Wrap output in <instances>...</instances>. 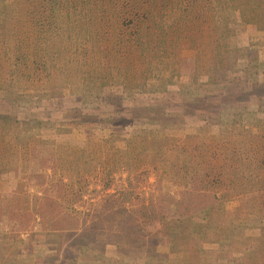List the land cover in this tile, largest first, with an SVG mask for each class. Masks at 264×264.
<instances>
[{"label":"trees","instance_id":"16d2710c","mask_svg":"<svg viewBox=\"0 0 264 264\" xmlns=\"http://www.w3.org/2000/svg\"><path fill=\"white\" fill-rule=\"evenodd\" d=\"M237 22L264 33V0H0V180L21 179L28 147L41 134L55 144L68 202L97 170L105 189L117 171L128 180L138 171L160 178L162 162L173 182L210 192L213 201L184 218L155 211L163 227L157 234L183 250L188 264H216L221 254L264 264V132H243L252 107L264 123V72L256 64L249 73L248 49L232 46ZM184 48L196 50L186 69ZM69 101L77 105L50 117L49 105ZM188 116L201 123L186 126ZM135 120L161 127L121 137L118 129ZM96 130L110 136H89L80 147L70 138ZM107 196L92 205L105 215L116 207L107 205L114 194ZM229 200L237 205L228 209ZM88 241L82 235L80 246L105 262ZM114 241L121 261L113 263H124L125 241Z\"/></svg>","mask_w":264,"mask_h":264},{"label":"rangeland","instance_id":"374dc122","mask_svg":"<svg viewBox=\"0 0 264 264\" xmlns=\"http://www.w3.org/2000/svg\"><path fill=\"white\" fill-rule=\"evenodd\" d=\"M235 24V32L230 37L232 46L238 43L248 49L243 51L246 50V60L250 62L249 73L257 71L256 64L259 65L260 72H264V33L251 25L244 26L240 22ZM195 56V49L184 48L181 52L182 66L185 69L192 67ZM52 104L46 110L51 118H56L60 115L61 108L77 105V102ZM159 106V109L164 110L162 105ZM254 112L253 107L250 108L251 114L245 115L246 119L243 120V132L246 134L264 132V123L256 121L258 113ZM260 116L263 121L264 114L261 113ZM200 123L196 116L186 118L188 127H195ZM160 125L156 121L135 120L118 130L121 137L129 138L133 133L157 131ZM211 131L217 133L218 126L213 124ZM89 136L102 140L110 136V131L77 132L71 134L70 138L74 145L80 147L84 146ZM33 139L28 147V168L26 166L21 179H12L10 183L0 180L1 188L11 194L7 197L0 196V264H62L75 255L81 260L85 257L90 259H84L81 264H115L114 260L121 261V252L114 238L124 239L123 247L127 255L123 259L124 263L117 264H127L126 261L128 264H188L183 258V250H178V247L173 249L170 238L160 237L163 233L162 222L154 220L157 217L154 213L158 211L168 220L184 218L212 203L213 196L210 192L184 188L173 182L171 177L163 173L167 168L161 166V162L158 165L163 169L160 178L155 174L145 177L138 171L131 172L128 180L127 172L117 171L112 175V185L105 189L104 180L97 170L81 180L82 183L77 185H85L81 194L68 202L65 200L68 199L65 196L67 194L60 191L61 183H66L67 178L58 179L54 142L43 134ZM141 150L142 148L137 149L138 152ZM144 155L146 154L141 153V156ZM168 163L169 161L165 162V167ZM108 194L114 196L110 197L107 205L111 206L113 203L116 207L114 211L107 210L109 214L105 215L106 211L99 213L101 206L94 208L92 205L97 202V205H103ZM15 195L18 197L14 198ZM225 205L231 209L237 202L229 200ZM102 215L105 217L100 219ZM92 224V231L87 232ZM158 232L161 234L158 235ZM82 235L89 237L88 245L102 248L105 262L94 260L97 259L94 249L85 250L80 246ZM128 239L133 243L131 248H128ZM80 249L84 253L81 254ZM216 264L235 263L221 254Z\"/></svg>","mask_w":264,"mask_h":264},{"label":"crops","instance_id":"0c3cea01","mask_svg":"<svg viewBox=\"0 0 264 264\" xmlns=\"http://www.w3.org/2000/svg\"><path fill=\"white\" fill-rule=\"evenodd\" d=\"M11 194L9 192H7V190H5V188H1L0 186V196H3V197H7V196H10Z\"/></svg>","mask_w":264,"mask_h":264}]
</instances>
